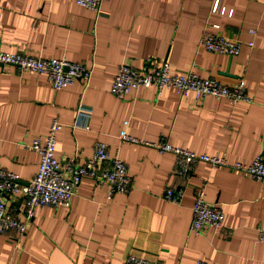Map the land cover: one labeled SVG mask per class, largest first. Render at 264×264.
I'll return each instance as SVG.
<instances>
[{"label": "crops", "instance_id": "1", "mask_svg": "<svg viewBox=\"0 0 264 264\" xmlns=\"http://www.w3.org/2000/svg\"><path fill=\"white\" fill-rule=\"evenodd\" d=\"M214 2L106 0L93 12L76 0H0L4 52L92 70L88 84L55 91L46 76L0 65V169L28 184L40 163L28 146L58 120V162L83 165L104 143L132 178L128 194L108 200L104 186L84 177L70 207H39L26 235H0V264H125L129 255L154 264H264V183L205 163L181 177L172 154L147 145L165 141L198 155H225L230 164L264 155V0H221L218 14ZM208 33L242 42L240 55L207 52L201 38ZM164 62L173 75L196 73L226 86L243 80L253 103L196 102L173 89L111 94L122 65L153 71ZM167 188L183 192L179 205L164 200ZM202 191L225 221L194 236L189 228ZM7 205L19 210L22 199L8 197Z\"/></svg>", "mask_w": 264, "mask_h": 264}, {"label": "built area", "instance_id": "2", "mask_svg": "<svg viewBox=\"0 0 264 264\" xmlns=\"http://www.w3.org/2000/svg\"><path fill=\"white\" fill-rule=\"evenodd\" d=\"M105 1L76 0V4L87 10L99 12ZM220 12L221 0H215L212 13ZM215 28L219 29V26ZM254 33L255 31L251 30V34ZM201 45L209 53L237 57L244 44L219 33H208L201 38ZM248 46L252 48L254 44L251 42ZM0 65L13 66L23 72L30 71L46 76L55 91L68 88L77 81L88 84L92 77V70L83 64L70 63L66 60H42L19 53L4 52L1 40ZM141 88H154L159 95L166 89H173L182 98L191 96L196 102L213 97L217 100H226L232 105L253 103L243 80L235 86H226L196 73H189L185 76L173 75L167 62L162 63L153 71H138L122 65L110 92L115 98L125 99ZM62 129L63 125L58 120H54L49 132L28 146V149L37 153L40 158L38 172L28 184H21L16 174L0 169V235L10 231H15L19 238L26 235L28 226L39 207H70L84 177L92 178L99 185L104 186L107 189L108 200H112L116 195H126L131 190L132 178L127 165L118 156L112 157L108 146L104 143H97L94 146L93 155L83 165H76L74 162L64 164L58 162L55 157L57 135ZM122 140L139 143L137 139L126 134H123ZM147 145L156 148L160 154H172L175 157L177 175L181 177L188 176L197 164L205 163L212 167H223L241 172L253 180L264 183V155L258 156L251 164L241 162L230 164L225 155H198L189 150L175 148L165 141ZM8 197H21L22 208L9 209ZM205 197L203 191L197 196L189 228L190 235L200 236L208 228L217 231L223 227L224 212L208 204ZM163 198L174 205H179L183 192L167 188ZM258 241L264 243V225L259 228ZM125 264L154 263L139 256L129 255ZM196 264L207 263L199 260Z\"/></svg>", "mask_w": 264, "mask_h": 264}]
</instances>
